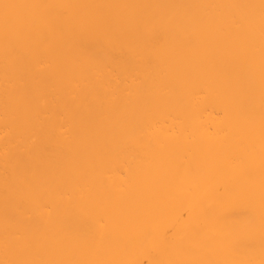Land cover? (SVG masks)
<instances>
[{"label":"bare ground","instance_id":"1","mask_svg":"<svg viewBox=\"0 0 264 264\" xmlns=\"http://www.w3.org/2000/svg\"><path fill=\"white\" fill-rule=\"evenodd\" d=\"M0 264H264V0H0Z\"/></svg>","mask_w":264,"mask_h":264}]
</instances>
